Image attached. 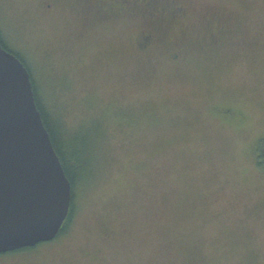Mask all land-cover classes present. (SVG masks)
Wrapping results in <instances>:
<instances>
[{
	"label": "rangeland",
	"instance_id": "374dc122",
	"mask_svg": "<svg viewBox=\"0 0 264 264\" xmlns=\"http://www.w3.org/2000/svg\"><path fill=\"white\" fill-rule=\"evenodd\" d=\"M0 29L93 173L0 264H264V0H0Z\"/></svg>",
	"mask_w": 264,
	"mask_h": 264
},
{
	"label": "water",
	"instance_id": "95a60500",
	"mask_svg": "<svg viewBox=\"0 0 264 264\" xmlns=\"http://www.w3.org/2000/svg\"><path fill=\"white\" fill-rule=\"evenodd\" d=\"M72 186L37 107L31 73L0 42V254L54 240Z\"/></svg>",
	"mask_w": 264,
	"mask_h": 264
},
{
	"label": "trees",
	"instance_id": "16d2710c",
	"mask_svg": "<svg viewBox=\"0 0 264 264\" xmlns=\"http://www.w3.org/2000/svg\"><path fill=\"white\" fill-rule=\"evenodd\" d=\"M9 51L14 53V51H11V50ZM17 56L27 66L23 58L19 54ZM31 79L33 82V88H34L37 107L41 112L43 122L48 132L50 133L55 150L58 156L60 157L62 165L65 169V172L72 186V203H71V208H70V214L62 230L59 233V237H60L66 232V229L68 227L67 225L69 224L71 220L73 210H74V205H75L76 190L80 186L86 184V182H90L91 180H93V176H92L93 173L91 175L92 176V179H91L90 170H89V173H87L89 168L85 169L84 166H82L86 162L89 163V160L87 158L88 153H89V158L91 157L92 150L91 148H89V144L87 143L91 140V138L85 137V138L80 139L79 136H75V135L67 137V135H65L64 131L62 130L61 123H59L58 120L46 110V107L41 100L39 91L36 87L32 74H31ZM256 153H257L258 165L261 166L264 164V140H260L259 143L257 144ZM31 249H34V248L32 247L24 248L19 251L17 250V251L10 252V253L28 251Z\"/></svg>",
	"mask_w": 264,
	"mask_h": 264
},
{
	"label": "flooded vegetation",
	"instance_id": "af4514ba",
	"mask_svg": "<svg viewBox=\"0 0 264 264\" xmlns=\"http://www.w3.org/2000/svg\"><path fill=\"white\" fill-rule=\"evenodd\" d=\"M4 36H5L4 33H3L2 30L0 29V42L2 43V45L4 46V48L7 47L6 49H8V51H9V50L13 51V49H11V48L8 46V44L6 43V41L4 40V39H5ZM148 42H149V41H148ZM146 45H147V44H146ZM146 45H144V46H146ZM142 47H143V46H142ZM15 53H16V55H18V53L14 51V54H15ZM19 59H20V58H19ZM69 214H70V213H69ZM66 221H67V220H66ZM65 223H66V222H65ZM55 239H56V238H55ZM55 239H54V240H55ZM35 247H36V246H35ZM35 247H32V248H35ZM31 250H32V249H31ZM18 251H19V250H18ZM28 251H29V250H28ZM21 252H26V251H21ZM16 253H18V252H16ZM16 253H15V254H16ZM7 254H8V253H5L4 255L7 256ZM9 254H11V253H9ZM9 254H8V255H9ZM18 254H20V253H18ZM1 256H2V255H1ZM5 256H3V257H5Z\"/></svg>",
	"mask_w": 264,
	"mask_h": 264
}]
</instances>
